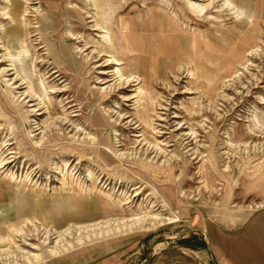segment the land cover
Wrapping results in <instances>:
<instances>
[{
	"label": "rangeland",
	"instance_id": "374dc122",
	"mask_svg": "<svg viewBox=\"0 0 264 264\" xmlns=\"http://www.w3.org/2000/svg\"><path fill=\"white\" fill-rule=\"evenodd\" d=\"M263 208L264 0H0V264H212Z\"/></svg>",
	"mask_w": 264,
	"mask_h": 264
},
{
	"label": "crops",
	"instance_id": "0c3cea01",
	"mask_svg": "<svg viewBox=\"0 0 264 264\" xmlns=\"http://www.w3.org/2000/svg\"><path fill=\"white\" fill-rule=\"evenodd\" d=\"M212 264H264V208L234 224H209L204 230Z\"/></svg>",
	"mask_w": 264,
	"mask_h": 264
},
{
	"label": "bare ground",
	"instance_id": "6f19581e",
	"mask_svg": "<svg viewBox=\"0 0 264 264\" xmlns=\"http://www.w3.org/2000/svg\"><path fill=\"white\" fill-rule=\"evenodd\" d=\"M150 217L153 218V221H148V218L146 216H144V217L137 218L134 221L132 220L130 223H127V222H125V223H118L120 220H122V219L119 218L120 219L119 221H117L116 219L114 220V222L116 223L115 226L109 227L107 229H104V228L101 227L103 225L102 224L103 222H102V223H96V224H88L86 226H83L82 225V227L81 226L80 227H77L76 230H77V232H80V231H83L84 232L85 231L87 238H91V236H93V235L99 237V236L104 235V234H109V233L111 234L113 232H117V231H121V230H126V229H129L131 231V228H134V227H141V228H146V227L148 228L150 226L153 227L154 223L160 217H158V216H150ZM154 220H155V222H154ZM56 223H60V222H56ZM104 224L107 225L108 222H104ZM94 227H96V228L97 227L98 228L101 227V228H99L97 230H93V231H88L89 228L92 230ZM36 230H38V227H36ZM44 234H45V238H46L50 234V230H47L46 229V231L44 232ZM45 238H44V240H45Z\"/></svg>",
	"mask_w": 264,
	"mask_h": 264
}]
</instances>
